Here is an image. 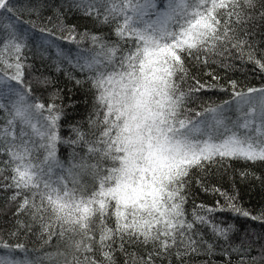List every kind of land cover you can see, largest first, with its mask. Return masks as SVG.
<instances>
[{
  "label": "snow or ice",
  "instance_id": "obj_1",
  "mask_svg": "<svg viewBox=\"0 0 264 264\" xmlns=\"http://www.w3.org/2000/svg\"><path fill=\"white\" fill-rule=\"evenodd\" d=\"M65 3L94 23H115L113 32L78 31L75 24L64 23L59 7L56 25L52 17L38 23L39 4L28 9L36 20L22 21L12 0H0V110L8 117L0 127V154L7 155L4 164L11 169L10 175L0 176V191L11 192L9 199L18 202L13 230L7 239L0 236V264H60L61 259L63 264H101L97 251L106 264H115L117 240L124 251L125 243L150 246L140 264L158 259L165 264L168 257L185 264L186 258L212 257L218 249L225 257L221 264H232L233 253L239 264H248L253 244L259 245L264 261V234L252 239L245 232L233 240L237 228L230 221L235 218L264 226V211L253 214L238 203V193L213 188L223 203L197 205L200 212L194 210L191 218L185 208L193 170L206 172L233 160L264 163V86L245 91L230 80L231 100L208 102L199 110L190 106L193 94L228 90L218 76L209 72L216 83H202L192 69L215 63L216 57L222 63L234 49L243 60V49L252 48L257 4L264 9V0H165L163 7L158 0ZM259 18L264 20V10ZM57 41L76 45V55ZM85 42L91 47L83 48ZM37 58L43 67L63 70L76 85H90L96 115L103 114L102 121L89 118L98 134L70 124L75 139L61 136L66 108L73 104L56 103L63 100L60 89L51 93L50 102L34 94L33 79L44 87L53 82L32 75L40 71ZM247 63L264 73V58L252 51ZM189 79L194 86L185 91ZM233 111L234 118L227 115ZM61 143L86 152L79 156L74 150L79 160L66 168L57 157ZM195 184L208 191L199 177ZM223 213L231 216L218 215ZM37 231L45 244L67 238L65 251L30 256L19 237Z\"/></svg>",
  "mask_w": 264,
  "mask_h": 264
},
{
  "label": "trees",
  "instance_id": "obj_2",
  "mask_svg": "<svg viewBox=\"0 0 264 264\" xmlns=\"http://www.w3.org/2000/svg\"><path fill=\"white\" fill-rule=\"evenodd\" d=\"M16 7L17 14L20 16L22 21L36 20V14H29L28 9L34 5H40L41 20L38 23H47L48 17H52V24L56 25L59 21L56 19L57 12L56 8L59 7L64 12V23L67 25L75 24L78 31L87 29L89 32H98L105 36L113 32L115 23L112 24H100L94 23L93 20L84 18L79 12L69 11L66 7L65 0H12ZM165 0H158V3L163 7ZM47 6H44V5ZM264 9H261L257 4L255 12V19L251 25V39L250 43L252 48H244V59L239 58L240 52L233 50L232 56L228 59L216 57L215 63H209L207 66L196 65L192 69V76L198 78L202 83L212 84L216 83L211 79L207 73L211 72L213 75L218 76L219 84L224 85L228 88V82L235 80L238 84V88L247 90L249 87H260L264 86V73L259 72L256 69L255 64L247 63L248 52L252 51L257 58H264V20L259 18V13ZM4 21L0 19V23ZM113 39L115 36L113 34ZM66 50H70L72 55H76V45L68 44L65 41H57ZM83 48H89L91 45L85 42L82 45ZM31 62V61H29ZM36 68L40 71L33 72V76H48L51 77L52 83L48 84L47 87L39 85L35 79H33L34 94L38 96L42 101L50 102V95L57 89L61 90L63 100H56L57 104L68 105L71 101L73 107L67 109V116L62 122L60 134L65 139L71 137L75 139L74 134L71 132L69 125H78L83 132L90 134L95 132L98 134L99 129L89 124V118L92 120L99 119L103 120V114L97 117L94 110V93L90 94V85H76L73 80L65 77L64 71L57 72L54 66L43 67L39 58L35 61ZM255 70V71H254ZM73 72L76 78L83 80L84 74L78 71L69 69ZM189 86H194V81L191 79L183 86L184 90L187 91ZM232 98L231 89L227 91H221L219 87L209 91H202L199 94H193L191 107L201 109L203 106H207L208 102L214 105L222 104L225 101H229ZM232 112L227 113L231 116ZM8 117L3 110H0V127L6 124ZM91 139V135H88ZM75 153H79V156H83L86 152V148L78 146H72L69 144H58L57 145V157L65 165L66 168L71 167L73 163L79 160V156H74ZM45 153H40V159H43ZM8 159L7 155L0 154V176L10 175V167H6L4 161ZM95 162V161H92ZM242 173H247L246 176ZM67 173H65L66 175ZM199 177L204 184V187L208 189L205 191L195 184L196 178ZM219 188L222 191H226L230 195H237L238 203L242 204L245 208L253 212V214H259L264 211V163L252 164L241 160H233L224 163L223 165H211L206 172H200L199 170H193V182L189 189V196L185 205L188 218L192 217L193 211L200 212L197 205L203 204L205 206H214L219 200L221 203L224 202L222 196L218 192H213L211 189ZM11 192L0 191V236L7 239L9 231L13 230V226L16 224L14 213L18 207V202L13 203L9 197ZM220 216H231L230 213L218 214ZM234 222L237 228V233L233 237L234 241H239L241 236L247 232L250 238L255 239L256 235L264 234V226L258 221H252L250 219L235 218L230 221ZM110 227L115 226L114 220L109 224ZM99 233L97 232V240ZM209 242L211 238L207 237ZM47 239V237H45ZM79 239V237H75ZM16 243L15 240L11 241ZM19 242L24 243L29 250V255L32 257H44L46 253L64 252L69 241L67 238L61 240L54 237L49 244H45L44 240L39 238L38 231L34 234H23L19 237ZM222 243V242H221ZM264 243V240L261 241ZM124 248L126 251L120 248V242L117 240L113 247V258L115 264H140L142 260L147 259L148 251L150 246L140 244H127L125 243ZM19 255H23L22 253ZM261 249L259 245L253 244L251 250L247 256L248 264H252V257L257 258V264H264V261H260ZM71 259V257H69ZM95 259L101 264H106L103 255L97 251ZM225 259L223 253L217 250L216 254L212 257H206L205 254L201 253L199 256H193L186 258L185 264H221ZM43 264H50L48 260H44ZM60 264H63L61 259ZM156 264H160V260L156 261ZM165 264H179V261L174 257H168L165 260ZM232 264H239V257L236 253L232 254Z\"/></svg>",
  "mask_w": 264,
  "mask_h": 264
},
{
  "label": "rangeland",
  "instance_id": "obj_3",
  "mask_svg": "<svg viewBox=\"0 0 264 264\" xmlns=\"http://www.w3.org/2000/svg\"><path fill=\"white\" fill-rule=\"evenodd\" d=\"M223 103H224V102H223ZM232 113H233V114H231V116L234 118V116H235V112L233 111Z\"/></svg>",
  "mask_w": 264,
  "mask_h": 264
}]
</instances>
